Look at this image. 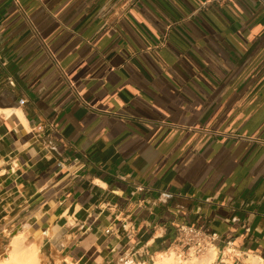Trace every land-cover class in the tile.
<instances>
[{
    "label": "crops",
    "instance_id": "crops-1",
    "mask_svg": "<svg viewBox=\"0 0 264 264\" xmlns=\"http://www.w3.org/2000/svg\"><path fill=\"white\" fill-rule=\"evenodd\" d=\"M204 1L0 0V251L264 264V4Z\"/></svg>",
    "mask_w": 264,
    "mask_h": 264
},
{
    "label": "built area",
    "instance_id": "built-area-1",
    "mask_svg": "<svg viewBox=\"0 0 264 264\" xmlns=\"http://www.w3.org/2000/svg\"><path fill=\"white\" fill-rule=\"evenodd\" d=\"M260 1L264 4V0ZM226 2L227 0H205L202 8H207L210 4L223 6ZM216 239V234L194 226L183 225L177 230L173 251L179 259L184 261L198 259L213 247Z\"/></svg>",
    "mask_w": 264,
    "mask_h": 264
},
{
    "label": "bare ground",
    "instance_id": "bare-ground-1",
    "mask_svg": "<svg viewBox=\"0 0 264 264\" xmlns=\"http://www.w3.org/2000/svg\"><path fill=\"white\" fill-rule=\"evenodd\" d=\"M22 241L23 239L20 236L11 238L7 248L8 255L0 261V264H37L39 262L36 255V249L34 247L24 248ZM172 253L159 257L154 264H189L187 261L183 262L175 260ZM208 253V258L198 262V264H210L215 260L217 252L214 247H211L210 252ZM249 262H251V264H261V261L254 257H250Z\"/></svg>",
    "mask_w": 264,
    "mask_h": 264
},
{
    "label": "rangeland",
    "instance_id": "rangeland-1",
    "mask_svg": "<svg viewBox=\"0 0 264 264\" xmlns=\"http://www.w3.org/2000/svg\"><path fill=\"white\" fill-rule=\"evenodd\" d=\"M23 247H24V246H23ZM7 248H8V246H7ZM7 248H4L3 250L0 251V261H2V260L8 255V252H7L8 249H7ZM24 248H25V247H24ZM172 252H173V253H172ZM170 253L173 254V257H174L175 260H180V261L185 262L184 260L179 259L178 256L174 253L173 250H172L171 252H169L168 254H170ZM36 255H37V258H38V261H39V256H38L37 251H36ZM196 261H197V263H196ZM187 262H188L189 264H198V262H200V260H199V258H198V259L193 258V259H191V260H189V261H187ZM37 264H40V261H39Z\"/></svg>",
    "mask_w": 264,
    "mask_h": 264
}]
</instances>
